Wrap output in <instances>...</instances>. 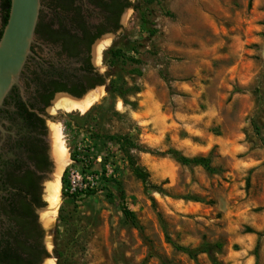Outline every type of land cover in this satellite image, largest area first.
Segmentation results:
<instances>
[{
    "label": "rangeland",
    "instance_id": "obj_1",
    "mask_svg": "<svg viewBox=\"0 0 264 264\" xmlns=\"http://www.w3.org/2000/svg\"><path fill=\"white\" fill-rule=\"evenodd\" d=\"M116 50L139 63L113 58ZM91 57L105 85L85 97L100 99L81 112L55 97L47 110L49 135L57 129L66 151L57 208L44 209L55 214L48 262L264 264V0H129ZM108 135L209 156L215 172L132 151L165 194L145 190ZM215 243L213 257L176 248Z\"/></svg>",
    "mask_w": 264,
    "mask_h": 264
},
{
    "label": "flooded vegetation",
    "instance_id": "obj_2",
    "mask_svg": "<svg viewBox=\"0 0 264 264\" xmlns=\"http://www.w3.org/2000/svg\"><path fill=\"white\" fill-rule=\"evenodd\" d=\"M6 1L0 0V39L10 11ZM40 3L32 56L0 108V264L50 263L55 214L44 209L60 144L57 129L49 135L47 110L57 96L83 98L105 85L91 61L92 47L118 30L129 6V0Z\"/></svg>",
    "mask_w": 264,
    "mask_h": 264
},
{
    "label": "water",
    "instance_id": "obj_3",
    "mask_svg": "<svg viewBox=\"0 0 264 264\" xmlns=\"http://www.w3.org/2000/svg\"><path fill=\"white\" fill-rule=\"evenodd\" d=\"M41 0H10L7 24L0 39V108L6 96L22 78L38 23ZM70 99L79 101L83 98Z\"/></svg>",
    "mask_w": 264,
    "mask_h": 264
},
{
    "label": "trees",
    "instance_id": "obj_4",
    "mask_svg": "<svg viewBox=\"0 0 264 264\" xmlns=\"http://www.w3.org/2000/svg\"><path fill=\"white\" fill-rule=\"evenodd\" d=\"M7 6L10 5V0H7ZM141 22L143 25L146 26L147 20L144 16V14H141ZM147 33L149 36H153L156 31L153 29L147 28ZM134 54H137L136 51L133 49ZM109 53L112 55L113 58H124L125 60L138 64L139 60L136 59V57H127L124 55L121 51L116 50V51H109ZM132 74H136L138 76L141 75V72L138 69H133L130 71ZM106 139L110 142H114L117 146L119 151L123 154L125 157L127 164L129 166V169L131 173L134 175V177L139 180L145 190H155L159 194H165L164 191L155 185H151L149 182L150 175L149 172L139 166L132 156L131 152L132 151H137L141 153H146L150 155H157V156H163L167 155L171 157L175 162L182 166H200L204 170H206L210 174H214L215 170L211 166V158L208 157H192L188 158L184 155H182L179 151L177 150H172L169 149L166 152H153L150 149H147L145 147H142L141 145L135 143L131 137L126 136V135H108L106 136ZM64 181V180H63ZM111 196V195H110ZM120 211L122 212L123 216L125 219H128L130 221L134 220V214L130 211V209L126 206L125 204V198L123 193H120L119 195V205H118ZM179 251H182L186 253L191 259H195L197 255L199 254H207L210 257H213L214 253L220 252L222 249V244L220 243H215L212 245H205L204 247H200L195 250H188L183 247H176ZM255 259L256 262L258 260V249L256 248L255 250Z\"/></svg>",
    "mask_w": 264,
    "mask_h": 264
},
{
    "label": "bare ground",
    "instance_id": "obj_5",
    "mask_svg": "<svg viewBox=\"0 0 264 264\" xmlns=\"http://www.w3.org/2000/svg\"><path fill=\"white\" fill-rule=\"evenodd\" d=\"M104 40L103 42H105ZM105 45V44H102ZM96 53V52H95ZM100 99L99 93L90 94L87 97H84L80 101H74L73 99H70L66 96H57L55 98L54 103L57 104L60 108L65 109L67 111L70 110H79L81 112H84L87 110L93 103L97 102ZM55 152V151H54ZM56 162H57V170L55 174L54 181L49 186V193H50V204L51 209L53 211L56 210L58 202H59V194H60V172L63 170L65 165V157H66V151L63 146L60 145V151L59 153H54ZM48 225V222L46 223ZM48 264V263H47ZM50 264V263H49Z\"/></svg>",
    "mask_w": 264,
    "mask_h": 264
},
{
    "label": "built area",
    "instance_id": "obj_6",
    "mask_svg": "<svg viewBox=\"0 0 264 264\" xmlns=\"http://www.w3.org/2000/svg\"><path fill=\"white\" fill-rule=\"evenodd\" d=\"M74 182V181H73ZM75 191V187L73 186L72 189H71V192Z\"/></svg>",
    "mask_w": 264,
    "mask_h": 264
}]
</instances>
